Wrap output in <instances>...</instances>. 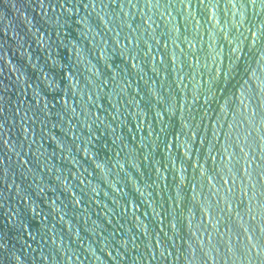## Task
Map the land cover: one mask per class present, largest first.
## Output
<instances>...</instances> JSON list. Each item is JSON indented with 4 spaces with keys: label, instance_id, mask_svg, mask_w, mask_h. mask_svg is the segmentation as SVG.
<instances>
[{
    "label": "water",
    "instance_id": "obj_1",
    "mask_svg": "<svg viewBox=\"0 0 264 264\" xmlns=\"http://www.w3.org/2000/svg\"><path fill=\"white\" fill-rule=\"evenodd\" d=\"M0 264H264V0H0Z\"/></svg>",
    "mask_w": 264,
    "mask_h": 264
}]
</instances>
